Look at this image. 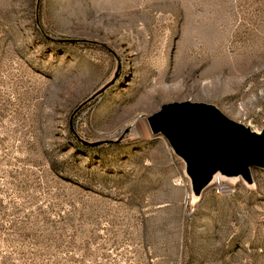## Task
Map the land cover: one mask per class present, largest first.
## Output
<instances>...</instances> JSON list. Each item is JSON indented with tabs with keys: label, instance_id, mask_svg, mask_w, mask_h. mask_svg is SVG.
Masks as SVG:
<instances>
[{
	"label": "rangeland",
	"instance_id": "1",
	"mask_svg": "<svg viewBox=\"0 0 264 264\" xmlns=\"http://www.w3.org/2000/svg\"><path fill=\"white\" fill-rule=\"evenodd\" d=\"M176 102L263 134L264 0H0V264H264V169L194 189Z\"/></svg>",
	"mask_w": 264,
	"mask_h": 264
},
{
	"label": "water",
	"instance_id": "2",
	"mask_svg": "<svg viewBox=\"0 0 264 264\" xmlns=\"http://www.w3.org/2000/svg\"><path fill=\"white\" fill-rule=\"evenodd\" d=\"M117 77V75H116ZM107 84L102 91L112 85ZM153 136H162L188 164L193 188L207 185L215 169L249 177L252 168L264 169V132L257 135L204 103H169L147 118ZM89 148L104 142L89 143Z\"/></svg>",
	"mask_w": 264,
	"mask_h": 264
},
{
	"label": "bare ground",
	"instance_id": "3",
	"mask_svg": "<svg viewBox=\"0 0 264 264\" xmlns=\"http://www.w3.org/2000/svg\"><path fill=\"white\" fill-rule=\"evenodd\" d=\"M222 176L219 173H215V177L213 178L216 182H220L222 180Z\"/></svg>",
	"mask_w": 264,
	"mask_h": 264
}]
</instances>
